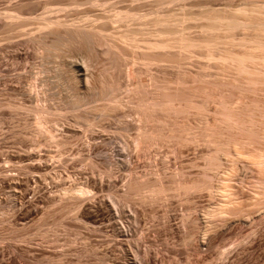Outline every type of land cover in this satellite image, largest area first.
Returning <instances> with one entry per match:
<instances>
[{
  "label": "bare ground",
  "instance_id": "6f19581e",
  "mask_svg": "<svg viewBox=\"0 0 264 264\" xmlns=\"http://www.w3.org/2000/svg\"><path fill=\"white\" fill-rule=\"evenodd\" d=\"M66 1L46 7L38 15L21 11L32 0H16L13 6L0 10V42L3 39L7 43L14 33H20L26 37L22 42L38 50L41 87L35 89L34 81L21 92L27 93L28 105H10L31 115V120L19 123V135L35 137L38 146L54 145L56 156H62L57 157L60 164L74 155L67 152L68 147L77 141L88 146L87 136L103 134L110 127L121 140V148L131 146L138 155H151L162 146L175 155L176 146L202 145V167L196 174H186L182 167L169 171L166 161L162 164L168 169L157 168L158 164L153 168L155 154L156 158L145 161L149 167L142 173L136 166L127 169L124 159L105 155L104 172L109 175L114 167L126 168L125 188L115 196L141 205L160 206L169 198L187 203L193 194L205 193L208 204L198 206L201 223L193 214L198 208L189 202L180 224L187 225L192 214L195 217L189 222L196 225L190 223V229L209 235L228 218H235L243 227L249 223V230L239 236L235 248L218 252L221 258L230 252L238 259L245 258L247 247L258 235L255 220L258 216L264 220V0H228L217 9L208 0H182L176 2L177 8L170 5L174 0H126L122 5L117 0L119 6L111 0ZM144 4L148 9L141 11L139 7ZM82 5L88 10L78 15ZM89 9L97 12L90 13ZM190 27L196 30L190 31ZM3 48L1 44L0 51ZM188 54L202 59L192 74L173 65L175 58ZM165 61L170 65H163ZM96 64L100 66L97 71ZM121 77L130 81L123 97H119ZM125 110L132 115L128 120ZM63 122L78 132L76 129L73 137L65 136ZM234 153L248 160L241 165L247 176H238L239 188L230 182L239 172L233 167L236 157L231 159L234 164L227 163L226 157L224 162L230 167L221 158H231ZM80 154L77 160L85 161L88 153L84 160ZM89 157L87 164L95 167L97 163L91 160L92 155ZM162 160H166L164 156ZM72 182L58 197L65 201L67 212L78 213L79 202L93 197L94 191L87 184ZM87 237L83 239L87 241Z\"/></svg>",
  "mask_w": 264,
  "mask_h": 264
},
{
  "label": "rangeland",
  "instance_id": "374dc122",
  "mask_svg": "<svg viewBox=\"0 0 264 264\" xmlns=\"http://www.w3.org/2000/svg\"><path fill=\"white\" fill-rule=\"evenodd\" d=\"M111 1L116 2L117 0ZM118 1H120V5L126 2V0ZM118 1L116 4L119 6ZM183 1L174 0L172 3L177 2L179 4ZM208 1L215 9L223 7L228 2V0ZM64 2L67 1L32 0V3L25 6L21 11L24 14L38 15L46 7H53ZM184 2L188 3L189 0ZM15 3L16 0H0V10L4 7H11ZM172 3L170 4L171 7L177 8V3L175 5H172ZM148 6V4H144L139 9L145 11ZM81 7L82 10L79 11L78 15L88 10L85 5ZM89 10L90 13L97 12L96 9ZM72 16H75V14ZM190 28V31L196 30L194 27ZM24 38H26L24 34L14 33L10 38L11 41H9L12 44L7 42L10 45L9 47L8 45L5 46L7 40L2 39L0 42V46L2 44V47H4L3 51H0V53L2 52L0 54V264H189V262L192 264H264V220H260L261 216H258L255 220V223H259L256 225L258 235L254 239V245L250 244L249 248L247 247L248 253L246 252L245 258L238 259L239 257L234 252L227 253L225 255L227 257L221 258L218 252L232 249L236 245L239 236L249 230V223L243 227L235 218H228L222 226L209 232V235H202L200 231L196 232L190 229L189 225L194 224V222H189V219L195 217L194 215L199 218L200 208L198 206L208 204L209 198L205 193L197 192L193 194L189 199L190 204L183 200L169 198L164 201L165 204L161 202L160 206L159 203H156V207L154 205H150V207L149 205H141L139 202L138 204L136 201L130 202L129 200L116 198L115 194L117 195L125 188L122 182L125 184V175L128 172V170H125L126 168L118 169L114 167L109 175L104 172L102 160L105 155L106 158L108 156L110 159L115 157L124 159L126 161L125 167L136 166L137 172L146 171L149 166L146 167L145 161L148 158L152 160V157L156 156L157 160L154 163L155 165H152L153 168L157 164L159 165H157V168L160 167V169L168 165L169 169L167 166L166 169L169 171L182 167V170L185 169L184 172H190V175L196 174L198 170L201 171L202 167L200 165L202 164L200 156L204 152L202 145L189 144L182 148L174 146L175 150H178L175 155L165 146L159 147L156 151L152 150L151 155H138L131 146L123 150L121 140L114 135V129L110 127L103 134L100 132L93 133L94 135L88 134L90 138L87 136V139L91 143L88 142L89 147L85 146L83 141H81L83 146L80 141H77L78 143L76 142L71 145L72 147H68L67 152H72L74 155H70V157L74 158H68V153H66L64 158L67 157L68 160L66 158V163L60 164L58 159L62 156H56L57 148L54 145L41 144L38 146L39 144L36 145V138H31L29 135L24 137L25 133L21 137L18 125L24 119L31 120V115L23 109H13L10 105H28L27 93L21 92H24L28 85L34 81L37 83L35 89L41 87L39 80L41 76L37 73L38 50L31 44L22 42L25 40ZM11 45L15 51H12ZM199 60L202 59L197 55L188 54L185 57L175 58L173 65L186 69L192 74L199 69V63L197 64ZM166 62H162V64L170 65L169 62ZM99 68L100 66L96 64V71ZM129 83L128 79L121 77L119 97L124 96ZM125 117L127 120L132 117L130 111L125 110ZM63 124L65 126L62 125L63 128L60 126V130L61 128L65 130H63L65 136L67 134L69 138L73 137L72 135L77 128H73L69 122H63ZM67 124L70 126H67ZM76 132H78V129ZM125 139H129V137ZM54 151L56 152L54 153ZM78 153L80 156L82 155L80 157L82 160L88 153L85 161L80 162V160H77ZM89 154L92 155L91 160L94 159V163H97L95 164L96 169L87 164L86 160L90 158ZM154 154L155 156H153ZM163 156L166 160H162ZM224 156L222 155L221 158L225 166L227 163L232 162L233 157H236V160H233L235 164L232 163L234 164L233 167L238 168L239 172L236 168L237 173L235 172L236 174H233V177L230 176L232 177L230 182L237 185L240 179L238 176H243V178L245 175L247 176V173L245 174L241 169V165L242 163L243 165L248 163V160L237 153H234L231 158L230 156ZM226 157H228L227 161ZM158 158L160 159L159 163ZM239 159L241 162L238 161ZM194 161L197 164L193 163ZM163 162L166 163L164 167ZM227 166L230 167V164H227ZM240 170H242L241 174ZM187 172L186 174H188ZM72 181L87 184L94 191L92 198L88 197V199L79 202L81 206L79 205L78 213L69 210L67 212V207L63 206L65 201L62 200V197H58L63 190L62 188L74 184ZM237 186L235 188L240 187L239 184ZM59 199L62 200V203H60L62 208L59 205V202H61ZM188 204L198 208L195 212H198L197 214L193 213V216L190 214L191 216L189 215L188 219L186 218L189 227L186 224L182 226L181 221L185 217L184 214L186 213L184 212L188 211L185 210ZM164 215H166V218L162 219ZM196 220L198 219L196 218ZM199 220L201 223L200 218ZM86 221L90 226L87 223L84 224ZM198 221L197 223H199ZM88 228H90V232ZM83 235L88 236L87 241L83 239L85 237ZM88 246H93L96 249L94 251L88 250Z\"/></svg>",
  "mask_w": 264,
  "mask_h": 264
}]
</instances>
